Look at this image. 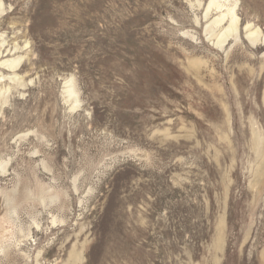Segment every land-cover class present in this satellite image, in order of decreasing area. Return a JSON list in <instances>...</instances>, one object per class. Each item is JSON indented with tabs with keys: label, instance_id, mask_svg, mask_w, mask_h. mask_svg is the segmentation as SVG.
<instances>
[{
	"label": "rangeland",
	"instance_id": "1",
	"mask_svg": "<svg viewBox=\"0 0 264 264\" xmlns=\"http://www.w3.org/2000/svg\"><path fill=\"white\" fill-rule=\"evenodd\" d=\"M210 1L0 0V264H264V0Z\"/></svg>",
	"mask_w": 264,
	"mask_h": 264
},
{
	"label": "bare ground",
	"instance_id": "2",
	"mask_svg": "<svg viewBox=\"0 0 264 264\" xmlns=\"http://www.w3.org/2000/svg\"><path fill=\"white\" fill-rule=\"evenodd\" d=\"M1 5H2V3L0 2V7H1ZM211 7H216L217 9H221L223 6H220V4L218 3V0H211L210 2H209V5H208V7H207V10H209ZM225 17H229V25L227 26V28H225L226 30L224 31L223 30V32H222V34H221V36L220 37H225L226 35V33H234L235 35H236V31H237V19H236V17L234 16V13H233V9L231 8V9H226V12H225V14H221L220 16H218L215 20H213V22H212V24H220L222 21H224V19H225ZM210 27V26H209ZM217 27V26H216ZM219 28V27H218ZM217 28V29H218ZM220 28H221V26H220ZM223 29V28H222ZM212 30V29H211ZM210 30V31H211ZM219 31H221V30H219ZM218 32V31H217ZM210 33V32H209ZM215 33V32H214ZM214 33H213V36H214ZM211 34H212V32H211ZM216 34H218V33H216ZM232 34H230V35H232ZM233 34V35H234ZM255 34H256V32H255ZM229 35V34H228ZM232 35V36H233ZM217 36V35H216ZM215 36V37H216ZM252 43H254L255 42V40H254V33H249V34H247V36H246ZM221 39V40H220ZM218 38V40L217 41H221L222 42V40L224 41V38ZM216 40V39H215ZM216 41V42H217ZM225 42V41H224ZM216 44V43H215ZM213 46V45H212ZM216 46V45H215ZM217 47H219V46H217ZM2 48H4V42H0V67H5V68H7L10 72H12V75L10 74L9 76H0V82L1 81H3L4 79H7L10 83H18V82H20V78L16 75V74H14L15 73V71L18 69V67H19V65H20V63H21V60H22V58H21V56H18V57H16V58H13V59H5L4 57L5 56H3L2 55V53L1 52H3V50L1 51V49ZM5 49V48H4ZM17 49V47L15 46L14 47V50H16ZM12 50V49H11ZM10 51V50H9ZM4 52H6V51H4ZM3 52V53H4ZM14 54V53H13ZM9 56V55H8ZM9 58V57H8ZM6 71V70H5ZM7 73V72H6ZM67 83L69 84V85H67ZM67 83H65V85H66V87H65V90H66V92H64V93H66L67 94V96H68V98H71V97H76V93H75V91H74V89H73V86L70 84V82H67ZM10 85V84H9ZM9 88V87H8ZM10 89V88H9ZM9 89H7V90H1L0 89V94H2V93H7L8 91H9ZM48 196V195H47ZM43 203V202H42Z\"/></svg>",
	"mask_w": 264,
	"mask_h": 264
}]
</instances>
